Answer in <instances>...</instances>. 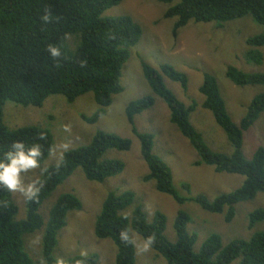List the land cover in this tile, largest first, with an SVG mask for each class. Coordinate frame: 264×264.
I'll return each mask as SVG.
<instances>
[{
  "label": "trees",
  "instance_id": "16d2710c",
  "mask_svg": "<svg viewBox=\"0 0 264 264\" xmlns=\"http://www.w3.org/2000/svg\"><path fill=\"white\" fill-rule=\"evenodd\" d=\"M121 0H0V157L10 145L22 141L26 146H42V164L54 150L52 135L36 126L10 130L2 122L5 102L22 107H41L50 96H62L68 103L92 93L98 106L91 117L82 119L92 124L105 115L112 97L122 92L120 78L122 68L129 58V49L136 46L142 30L130 17L107 18L102 14L118 5ZM168 5L164 17L176 19L172 35L190 21L216 23L250 17L264 25V0H159ZM48 15L45 21L43 17ZM75 39L70 48L67 38ZM56 46L61 56L52 58L47 51ZM249 50L244 59L260 65L264 47V32L246 40ZM73 49V50H70ZM142 75L152 94L160 98L169 110V122L174 125L196 152L194 166H209L218 174L244 177L242 185L213 200L204 195L181 197L173 185L169 167L152 153L153 137L139 133L134 117L151 109L154 98L144 96L127 104L125 115L132 133L140 142V155L148 174L144 182L152 181L155 190L173 199L178 205L190 202L209 214L222 215L230 223L239 203L254 200L264 194V146H259L251 158L244 155V135L264 112V93L256 95L248 104L244 117L234 123L226 109L216 79L203 75L199 93L203 97L201 107L211 113L216 125L223 131L232 148L230 155L211 150L200 132L190 122V114L196 105L188 107L165 85L163 77L179 84L186 91L187 77L172 66L162 64L158 70L141 63ZM226 78L237 87L264 86V73H245L228 66ZM43 137V138H41ZM131 143L114 134L97 132L90 142L63 154V160L48 167L40 176L43 183L38 199H26V216L16 220L18 212L9 191L0 188V264H35L24 249L23 237L42 232L41 259L45 264H57L53 257L59 232L66 226L69 212L80 211L81 201L71 193L58 196L48 211L45 221L40 213L42 205L52 193L76 169H80L89 182L103 183L122 174L124 164L117 160L103 159L109 150L126 152ZM189 193L187 184L181 185ZM133 192H110L102 203L96 218L94 236L110 240L116 247L115 264H136L134 245L120 240L119 233L130 229L141 238L154 236L151 250L161 256L166 264H264V232H257L249 240L235 239L222 244L219 235H210L194 250L195 233H188L189 215L179 210L173 229L176 242L171 243L164 235L166 217L155 212L152 222L140 206H134ZM133 207V208H132ZM132 208L131 210H129ZM128 210L130 211L128 213ZM264 221V209L248 215V228ZM84 257L76 256L63 261L78 264ZM86 264H98L96 254L87 255Z\"/></svg>",
  "mask_w": 264,
  "mask_h": 264
},
{
  "label": "rangeland",
  "instance_id": "374dc122",
  "mask_svg": "<svg viewBox=\"0 0 264 264\" xmlns=\"http://www.w3.org/2000/svg\"><path fill=\"white\" fill-rule=\"evenodd\" d=\"M168 7L159 0H121L118 5L102 14V17L107 18H132L140 26L142 35L138 44L129 49V58L122 68V92L112 97L111 105L105 109V115L97 122L88 124L82 119V116L91 117L98 109L92 93L77 98L73 103H68L62 96H50L39 108L22 107L12 102H5L2 108V122L8 129L36 126L50 132L53 138L54 150L40 164V168L22 176L25 184L40 178L48 167L57 165L61 154L87 145L97 132L114 134L128 139L131 143L129 151L109 150L103 156V159L122 162V174L103 183H95L87 181L78 168L57 187L40 208V213L46 221L49 209L61 194L71 193L82 204L80 211L68 213L66 226L58 234L57 246L53 253L56 261H66L81 256L83 252L87 255L96 254L98 264H115V245L110 240H99L94 236L96 218L110 192H133L134 206L142 208L149 223L152 222L155 212L164 214V235L171 243L176 242L173 224L177 212H186L191 219L187 231L197 235L194 246L196 252L212 234L219 235L225 245L235 239L247 241L253 234L264 232V221L252 229L248 228L249 213L264 209V194H257L254 200L237 204L234 207V218L230 223H226L224 214L206 213L190 202L178 205L169 196L158 193L152 181L142 180L148 174V169L141 159L140 142L127 123L125 108L130 102L151 95L154 98L153 107L135 116L134 126L139 133L153 137L152 153L171 170L173 185L179 196L186 198L204 195L213 200L221 194L238 189L244 181L242 176L218 174L209 166H194L198 161L197 154L177 128L169 122V110L166 105L152 94L142 75V62L157 70L160 65L167 64L187 77L186 91L165 77L163 81L186 107L196 105L190 114V122L202 134L207 146L215 152L230 155L232 148L211 113L201 107L203 97L199 93V87L203 75L209 74L216 79L227 112L236 124L244 117L250 101L256 95L264 93V86L237 87L225 76L228 66L245 73H264V47L259 48L263 54V62L260 65L248 63L244 59L245 52L249 50L246 40L263 33L264 25L255 23L250 17L222 25L190 21L174 37L172 29L176 19L164 17ZM67 42L70 48L74 47V38L68 37ZM63 145L68 146L67 150H64ZM259 146H264V112L244 135L245 157L251 158ZM182 184L189 186V193L182 189ZM10 194L18 209L16 220L24 219L26 198L20 192ZM42 232L43 229L23 237L24 249L35 264H45L41 259ZM132 232L131 230L130 234ZM136 236L141 238L137 234ZM134 250L136 264H166L165 260L151 249L138 252L134 246Z\"/></svg>",
  "mask_w": 264,
  "mask_h": 264
},
{
  "label": "clouds",
  "instance_id": "9594fccd",
  "mask_svg": "<svg viewBox=\"0 0 264 264\" xmlns=\"http://www.w3.org/2000/svg\"><path fill=\"white\" fill-rule=\"evenodd\" d=\"M43 19L47 21L49 19L46 14ZM47 51L52 58H58L61 56V51L56 46H49ZM43 138V137H41ZM64 150H67L68 146H62ZM42 156V146L40 144H33L26 146L22 141L13 142L9 150L4 152L0 157V188L9 192H20L27 200H36L39 197L42 181L37 178L31 182L25 184L22 180V176L31 170L40 168V157ZM63 160V155L60 157ZM42 172L44 170H41ZM130 229H125L119 233L121 241L129 244H133L138 252H147L150 250L154 243L155 237L148 236L139 238L134 232L130 234ZM139 241V242H137ZM84 257L78 264H86L87 253H81ZM57 264H64L62 260H58Z\"/></svg>",
  "mask_w": 264,
  "mask_h": 264
}]
</instances>
